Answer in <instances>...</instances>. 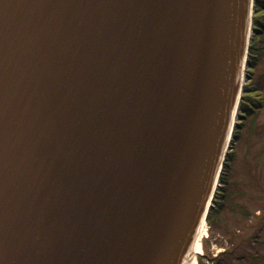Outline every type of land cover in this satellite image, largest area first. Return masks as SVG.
<instances>
[{"label":"water","instance_id":"95a60500","mask_svg":"<svg viewBox=\"0 0 264 264\" xmlns=\"http://www.w3.org/2000/svg\"><path fill=\"white\" fill-rule=\"evenodd\" d=\"M251 3L0 0V264H186Z\"/></svg>","mask_w":264,"mask_h":264},{"label":"rangeland","instance_id":"374dc122","mask_svg":"<svg viewBox=\"0 0 264 264\" xmlns=\"http://www.w3.org/2000/svg\"><path fill=\"white\" fill-rule=\"evenodd\" d=\"M255 77L264 84V57L255 68ZM243 80L246 83L248 76ZM261 95L264 97V87ZM242 131L226 207L220 217H214L219 225L211 228L207 222L197 264L200 260L208 264H264V107L256 118H248Z\"/></svg>","mask_w":264,"mask_h":264},{"label":"trees","instance_id":"16d2710c","mask_svg":"<svg viewBox=\"0 0 264 264\" xmlns=\"http://www.w3.org/2000/svg\"><path fill=\"white\" fill-rule=\"evenodd\" d=\"M264 57V0H255V14H254V33L249 47L248 57V80L244 85V92L240 106V119L236 124L234 143L229 150L226 161L224 163L223 172L221 174V184L219 190L214 198L213 205L208 214V222L211 228L214 224L219 225L218 219L214 217L219 216L222 210L226 207V199L229 196V185L234 168V160L237 156L236 144L242 137L243 127L246 125L249 117L255 118L260 114L261 109L264 107V97L262 89L264 84L261 78L255 77V68L260 64ZM225 252H221L223 254ZM220 255V254H219ZM218 255V256H219ZM216 262H213L215 264ZM218 263V262H217ZM199 264H208L201 262Z\"/></svg>","mask_w":264,"mask_h":264},{"label":"bare ground","instance_id":"6f19581e","mask_svg":"<svg viewBox=\"0 0 264 264\" xmlns=\"http://www.w3.org/2000/svg\"><path fill=\"white\" fill-rule=\"evenodd\" d=\"M236 114H237V107L234 110L233 121L236 118ZM205 222L206 221L203 218V220L201 221L199 230L197 232L195 241L193 243V246H192V249H191V252L189 254V257H188V260H187L186 264H197V255L199 253L203 252L202 239L201 238H202L203 232H204V234H206V232H207L206 231V223Z\"/></svg>","mask_w":264,"mask_h":264}]
</instances>
